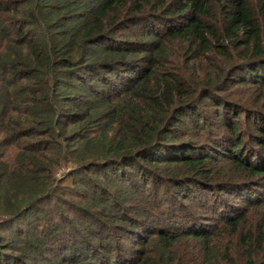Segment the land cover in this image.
Segmentation results:
<instances>
[{"label": "trees", "instance_id": "1", "mask_svg": "<svg viewBox=\"0 0 264 264\" xmlns=\"http://www.w3.org/2000/svg\"><path fill=\"white\" fill-rule=\"evenodd\" d=\"M0 264H264V0H0Z\"/></svg>", "mask_w": 264, "mask_h": 264}, {"label": "rangeland", "instance_id": "2", "mask_svg": "<svg viewBox=\"0 0 264 264\" xmlns=\"http://www.w3.org/2000/svg\"><path fill=\"white\" fill-rule=\"evenodd\" d=\"M253 96V91H252V89H250V90H248L247 89V97L249 98V97H252ZM64 172V170H62V169H60L59 171H58V175H60V174H62ZM51 204V202H47V207H48V205H50Z\"/></svg>", "mask_w": 264, "mask_h": 264}]
</instances>
